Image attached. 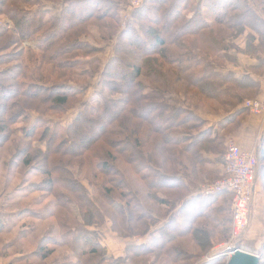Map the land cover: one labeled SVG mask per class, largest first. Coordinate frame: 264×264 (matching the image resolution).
Listing matches in <instances>:
<instances>
[{"label": "trees", "instance_id": "16d2710c", "mask_svg": "<svg viewBox=\"0 0 264 264\" xmlns=\"http://www.w3.org/2000/svg\"><path fill=\"white\" fill-rule=\"evenodd\" d=\"M253 1L264 13V0ZM249 3L144 0L142 7L136 8L132 22H127V28L120 32L102 72L106 76L109 69L117 67L110 75L112 79L123 78L124 89L111 84L107 90L118 91L121 97L94 99L79 110L71 123L59 129L40 120L38 125H17L27 120L28 110L38 111L29 101L62 109L69 97L83 92L88 70L83 67L78 79L62 71L75 62L96 68L99 58L93 56L82 62L75 57L69 63L61 56L70 49L86 47L91 48V53L103 51L99 46L89 47L81 37L87 34L92 21L103 18L106 20L94 27L102 38L112 37L124 6L114 0H0V12L12 23L0 29L4 39L0 46L9 47L23 40L35 44L21 53L0 55L6 58L3 61L8 57L14 60L13 66L0 71L9 83L7 88L0 80V147L19 130L23 137L18 139L24 146L14 150L6 164L10 169L22 167V179L34 168L43 177V188L39 189L45 193L35 204L42 203L48 193L54 195L52 206L61 208L49 211L53 223L41 233L38 256L34 259L31 252L29 264H42L49 257L50 264H157L163 256L171 264H226L222 255L210 260L202 256L229 235L231 194L205 196L199 192L198 184L216 172L209 165H220L225 138L247 110L243 101L255 98L258 92L259 81L251 74L264 73V14L258 15ZM53 8L59 9L52 11ZM6 32L12 36L3 35ZM241 36L245 37L244 47L236 44ZM237 54L254 59L255 65L240 74L227 69L228 64L238 63ZM201 110L221 114L222 120L209 124L199 114ZM36 126L43 128L41 135ZM87 127L94 131L87 134L91 141L81 134V129ZM105 132L107 136L98 140ZM33 139L45 146L34 149ZM119 147L124 152L120 159L144 183L152 206H145L128 181L113 153ZM75 148L90 151L86 159H80L82 151ZM188 156L189 161H185L183 158ZM258 169L264 194V137ZM82 178L120 217L122 236L148 233L144 242L126 245L120 256L108 252L98 232L90 227L103 222V211L88 196ZM26 188L23 195L31 191ZM71 203L83 216L86 214L87 221L72 218ZM14 209L27 215L30 206ZM161 215L167 218L157 226L151 225ZM6 217L0 215V233L8 231ZM36 218L42 220L41 216ZM33 224L23 222L21 227L35 229ZM56 227L59 236L54 232ZM20 234L26 236L25 232ZM261 247L258 264H264V242ZM58 248L69 252L61 253L58 259Z\"/></svg>", "mask_w": 264, "mask_h": 264}, {"label": "rangeland", "instance_id": "374dc122", "mask_svg": "<svg viewBox=\"0 0 264 264\" xmlns=\"http://www.w3.org/2000/svg\"><path fill=\"white\" fill-rule=\"evenodd\" d=\"M117 2H121L123 7V10L121 14L119 15V21L117 23V27L115 32H113L112 37H109L107 39H104L101 37L99 31L97 30L96 24L101 25L102 22H104L106 19L103 18L101 20H94V21H88L86 24H83L81 27L88 25V23L91 22L90 25H88L87 29V34L83 35L81 37V40L86 42L89 47L94 46V47H102L103 51L99 53H91V48H87L84 50H71L69 51L68 54H64L61 56L62 61L64 60L65 62L71 63L75 57L78 58V60L82 62L88 61L90 58L93 56H97L98 59V64L96 65V68L94 66L90 67L89 65L85 63H81V65H77L76 62L69 65L67 70L62 71L65 73H69L74 79H78L77 74L80 72V70L84 69L88 70L89 76L85 79V89L79 92L78 96L72 95L69 97V101L65 107L62 109H57V106H53L51 104H42L40 106L39 101H29L31 104L32 108L38 109L36 110H28V115L27 120L25 122H18L17 126H22L24 124H29L30 122L36 123L38 120L45 122L48 126H53V127H58L60 128H65L69 123L72 122L73 118L77 115L79 110H84L85 105L89 104L91 105L93 100L96 98L104 97V98H111V99H119L122 94L118 93V91L112 92L108 91V85L113 84L115 88L118 90H123L124 86L122 85L123 78L120 79H112L111 78V72L114 71L115 69L117 70L116 66H113V69L108 70V74L102 73L103 70H105V66L108 63V60L110 58V55L113 52V49L115 48L116 42L119 40V35L120 32H122L125 28H127L128 23L131 18H133L134 12L137 10L136 8H141L143 5L144 0H140L139 4L136 6H133L130 1L131 0H114ZM250 6H252L258 15L264 14L260 7L257 5V3L253 0H249ZM138 8V9H139ZM59 8H53L52 11H56ZM260 15V16H261ZM263 16V15H262ZM132 21H130L131 23ZM92 23L94 25L92 26ZM11 21L8 18L7 15L3 14L0 12V29L1 28H8L11 25ZM2 30V29H1ZM84 34V32H83ZM3 35H7L8 37L11 35L9 33H5ZM6 36V37H7ZM12 36V35H11ZM129 37L124 36L122 38H127ZM14 38V37H13ZM121 38V37H120ZM2 35H0V43L3 42ZM9 46V45H8ZM35 46L34 43L31 41L23 40L21 43L17 42V44H13L12 46H0V55H4L7 53H15L19 52L21 53L22 51L26 50L27 48L33 49ZM6 58L0 57V71H3L7 69V67L13 66L14 60H12V57H8L6 61H3ZM69 63H66L67 65ZM84 64V65H82ZM82 66V67H81ZM4 73V72H3ZM0 80H2V84L6 85L8 88L7 79H4L6 75H2L0 73ZM106 78V79H105ZM83 78L82 76L79 77V80L81 81ZM5 82H4V81ZM51 82H55L52 80ZM49 82V83H51ZM6 88V89H7ZM5 92V88L3 90ZM251 99V98H250ZM246 100V99H245ZM244 102V101H243ZM44 107H47V110L44 109ZM202 112V110H201ZM29 122V123H28ZM38 125V123H36ZM37 127V133L38 135H41L43 128L40 126ZM81 129V134L86 135V139H90L91 136H88L90 133H93L92 129ZM88 134V135H87ZM98 134L95 133V136ZM100 135V134H99ZM16 136V137H15ZM15 136L9 137L4 143H2L0 147V158H2V164L0 165V215H5L6 220L9 222L8 226V231L7 232H1L0 233V264H29V261L32 260L31 258V252H34L33 258H37V250L39 246H37L38 239L41 237V233L45 230L46 226L49 223H53V218L49 217V211L54 208V210H61V208H55L53 207V201H54V195L48 194L46 197H44V200L42 203L35 204L36 200L39 201L40 196H45L44 191L41 192L40 189L43 188V177L36 173L34 168L31 169V172L26 175V179H22L20 176L22 171L24 169L22 167H19L16 169L12 168L10 169V165H7L6 161H9L8 157L10 154L16 150L19 149L20 147L23 148V143L19 140L20 138L23 137L22 134H20L19 130L15 134ZM107 136V133L105 132L104 135H100L98 137V140L101 138V141L104 137ZM19 138V139H18ZM36 138V137H35ZM37 139V138H36ZM28 140V139H27ZM30 140V139H29ZM28 140V141H29ZM33 142L32 147L35 149L36 147H44L45 144L37 141L35 139L32 140ZM91 141V139H90ZM89 141V142H90ZM31 142V141H30ZM88 143V140L86 144ZM100 143V142H98ZM98 143H96V146H98ZM226 142H224V146H222L223 150L220 152L221 157H220V165H209L210 168L215 170L216 172L213 173L212 178L205 180L201 183L198 184V189L201 188V186L206 185V184H211L215 182L217 179L221 177V170L223 167V162H224V155H225V147ZM95 145V144H94ZM94 145H91V150H93ZM44 149V148H43ZM80 148H75L76 151H82L81 158H85L89 152L87 150L83 151V148L81 150H78ZM118 152L115 151L113 152L114 155L118 158V163L124 168L126 176L130 184H132V187L137 191V196L139 199L144 200L145 206H152V203L147 199L146 193L147 189L142 181H140L138 178H135L131 170L129 168H126V164L123 163V161L120 159V156L124 154L123 148L119 147L117 148ZM35 153V152H34ZM66 158V157H65ZM185 161H189V156L186 159L185 157L183 158ZM77 160V159H75ZM42 164L38 165L40 168ZM38 167L35 166L37 169ZM258 167V166H257ZM15 170V171H14ZM84 171L87 172L88 168L84 165ZM78 178L80 176L76 174ZM82 184L85 186L87 189V194L92 199L93 201L96 200V203L101 207V210L103 211V222L96 226H90L92 228H95L96 232H98L99 237L102 241V243L107 247V250L110 252H113L112 254L115 255L116 253H122V250L124 252L125 246L131 243H138L142 239H145L146 237L149 236V234H134L131 235L130 237H124L121 234V230L119 229V221L120 217L116 215V213L113 212V209L111 206L107 205V202L104 200L100 199L97 194H95L94 188L88 183V181L84 178L81 179ZM27 187V188H26ZM30 187V188H29ZM36 188L37 190H32L31 189ZM26 190H31L28 191L26 195H23L25 193L24 189ZM40 188V189H39ZM18 194V197L16 199L14 198L15 194ZM16 200V201H15ZM14 201V203H13ZM37 201V202H38ZM13 203V204H12ZM33 203V204H32ZM264 203L258 202L257 199H253L250 206H249V221H248V227L245 236L243 237L242 240L238 241V245H242L243 247L247 248L249 251L256 253L257 255L259 254L258 250L262 249L261 247L262 242H264V227L256 226L257 223H260L257 219L259 216H263L264 214L256 212L258 216H256L255 212L256 210H259V208L263 205ZM26 205L30 206V211L26 213L27 215H24L22 211L16 212L15 206L18 208L24 207ZM255 206V207H254ZM228 208H229V213H230V226H229V235L227 238L223 241L217 242L213 245L210 246V249L206 254L202 256L204 259L205 257L210 256L211 254L214 253L218 248L220 249L221 245H225L226 243H229L232 239V229H233V214H232V206H231V198L230 201L228 202ZM70 212L72 218L76 221L85 220L87 221L86 214L83 216L81 212L78 211L77 206L74 203L70 204ZM20 213V214H18ZM37 216H41L42 220L39 222L36 220ZM159 216V215H158ZM164 215H161L160 218H157L155 222H153L151 225L157 226L159 223H162L163 220H165L167 217H163ZM257 217V218H256ZM71 219V218H70ZM11 221V222H10ZM23 222H27L28 224H33L35 226V229H32L31 227H21ZM151 222V221H150ZM150 225V226H151ZM10 229V230H9ZM91 229V228H90ZM150 229V228H149ZM25 232L26 236H22L20 233ZM56 236H59V228H55ZM45 244V243H44ZM43 244V245H44ZM68 249L66 248H58L56 253L58 256L56 258L59 259L61 253L66 254ZM30 256V257H29ZM219 256V255H218ZM27 257V259H26ZM150 257V256H149ZM163 256V258H159V262L157 264H171L169 263ZM225 258V257H224ZM227 261V259L225 258ZM52 261V258L49 257L48 259L42 261V264H50ZM190 264H192L190 262Z\"/></svg>", "mask_w": 264, "mask_h": 264}, {"label": "built area", "instance_id": "2783aa9c", "mask_svg": "<svg viewBox=\"0 0 264 264\" xmlns=\"http://www.w3.org/2000/svg\"><path fill=\"white\" fill-rule=\"evenodd\" d=\"M139 2L140 0L130 1L133 6L138 5ZM243 106L252 114L264 113V94L260 97L244 100ZM225 147L221 177L211 184L201 186L199 192L205 196L222 192L231 194L232 239L206 257L207 260L218 255L228 259L235 250L249 251L242 245H238V241L243 239L248 227L249 206L253 200L258 158L254 150H242L232 139H227Z\"/></svg>", "mask_w": 264, "mask_h": 264}, {"label": "crops", "instance_id": "0c3cea01", "mask_svg": "<svg viewBox=\"0 0 264 264\" xmlns=\"http://www.w3.org/2000/svg\"><path fill=\"white\" fill-rule=\"evenodd\" d=\"M236 44L239 47H244L245 37L241 36L239 39H237ZM237 62L238 63L236 65L228 64L227 69L233 70L234 72L240 74L242 72L249 71L250 66H254L256 63L254 59L246 57L243 54H237ZM251 75L254 79L259 81L258 92L255 97H260L264 94V73L260 75L258 74H251ZM199 114L205 120H207L209 124H216L217 122L221 121L223 117L221 114L216 115V114H210L204 112H200ZM263 137H264V113L252 114L248 110H246L243 116L240 117L236 128L226 136L225 142L227 141V139H232L242 150H254L259 160V152L262 145ZM253 199H257L258 202L264 203V194L262 187L260 185L259 169L257 170L255 176ZM254 212L256 216H258L256 212L264 214V206H261L259 210H256ZM257 220L258 221L261 220V221L260 223H257L256 226H259L258 228L264 227V217L261 215ZM140 242H144V239H142ZM112 253L113 252H110V254ZM115 255L116 256L123 255V250L122 253L119 254L116 253ZM204 260H207V258L205 257Z\"/></svg>", "mask_w": 264, "mask_h": 264}, {"label": "water", "instance_id": "95a60500", "mask_svg": "<svg viewBox=\"0 0 264 264\" xmlns=\"http://www.w3.org/2000/svg\"><path fill=\"white\" fill-rule=\"evenodd\" d=\"M258 255L255 253L235 250L234 253L227 259L226 264H258Z\"/></svg>", "mask_w": 264, "mask_h": 264}]
</instances>
